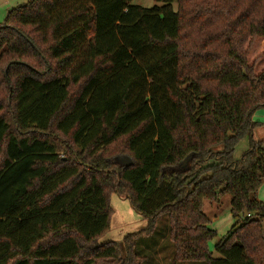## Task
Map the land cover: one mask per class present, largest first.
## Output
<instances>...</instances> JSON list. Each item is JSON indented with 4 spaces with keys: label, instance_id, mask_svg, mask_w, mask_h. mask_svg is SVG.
Here are the masks:
<instances>
[{
    "label": "trees",
    "instance_id": "16d2710c",
    "mask_svg": "<svg viewBox=\"0 0 264 264\" xmlns=\"http://www.w3.org/2000/svg\"><path fill=\"white\" fill-rule=\"evenodd\" d=\"M131 1L31 0L0 26V264H147L163 216L167 264H264V0ZM114 195L147 222L125 257L99 243Z\"/></svg>",
    "mask_w": 264,
    "mask_h": 264
},
{
    "label": "rangeland",
    "instance_id": "374dc122",
    "mask_svg": "<svg viewBox=\"0 0 264 264\" xmlns=\"http://www.w3.org/2000/svg\"><path fill=\"white\" fill-rule=\"evenodd\" d=\"M31 0H0V26L4 25L8 19V15L13 10L18 9L21 6L27 5ZM131 5L140 6L143 8L151 9L155 6H161L154 0H132ZM3 68L5 66H2ZM254 123L261 124L255 131L256 138L259 140L264 139V108L257 110L252 117ZM250 139L244 138L235 150V159L239 160L242 155L249 150ZM255 198L264 202V181L257 190ZM231 200L230 195H225L220 198L218 203L210 204L207 202L204 207V211L211 221V228L217 232V236L208 242V248L210 252L215 253V246L223 239L231 228L235 225V221L231 215ZM112 209L113 217L110 232L99 243L104 242H117L123 235H127L137 231L141 225L142 217L135 211H132L131 205L127 201L119 199L117 195L112 197ZM264 230V220L261 221ZM169 227L168 216H163L159 220L158 229L152 239L142 240L139 248L142 254L147 257V264H167L162 260L172 258L173 247L167 236ZM122 248V254L125 257L126 252L119 242ZM153 261V262H152ZM169 264V263H168ZM184 264H203V263H184Z\"/></svg>",
    "mask_w": 264,
    "mask_h": 264
},
{
    "label": "crops",
    "instance_id": "0c3cea01",
    "mask_svg": "<svg viewBox=\"0 0 264 264\" xmlns=\"http://www.w3.org/2000/svg\"><path fill=\"white\" fill-rule=\"evenodd\" d=\"M119 199H121V200H123V201H127V202H129L128 200H127V198H124V197H119ZM131 209H132V207H131ZM132 211H133V209H132ZM139 215V214H138ZM142 217V216H141ZM147 226V222L146 221H144L143 220V218H142V222H141V225H140V227H139V229L137 230V231H139V230H141V229H144L145 227ZM136 232V231H135ZM106 236V235H105ZM104 236V237H105ZM103 237V238H104ZM102 238V239H103ZM123 238H124V235H123V237H121L118 241H117V243H119V242H122V240H123ZM102 239H101V241H102ZM111 242V241H110ZM104 243H106V242H104Z\"/></svg>",
    "mask_w": 264,
    "mask_h": 264
},
{
    "label": "water",
    "instance_id": "95a60500",
    "mask_svg": "<svg viewBox=\"0 0 264 264\" xmlns=\"http://www.w3.org/2000/svg\"><path fill=\"white\" fill-rule=\"evenodd\" d=\"M124 163H125L126 165H128V166H131V165H132V162H131V160H130L129 158H125ZM185 163H187V160H186Z\"/></svg>",
    "mask_w": 264,
    "mask_h": 264
}]
</instances>
